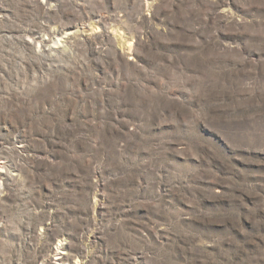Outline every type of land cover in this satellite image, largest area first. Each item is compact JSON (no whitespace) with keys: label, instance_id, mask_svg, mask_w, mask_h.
<instances>
[{"label":"rangeland","instance_id":"rangeland-1","mask_svg":"<svg viewBox=\"0 0 264 264\" xmlns=\"http://www.w3.org/2000/svg\"><path fill=\"white\" fill-rule=\"evenodd\" d=\"M0 264H264V0H0Z\"/></svg>","mask_w":264,"mask_h":264}]
</instances>
